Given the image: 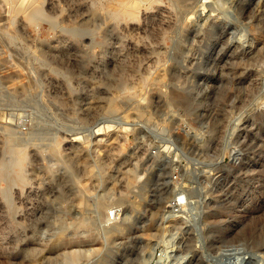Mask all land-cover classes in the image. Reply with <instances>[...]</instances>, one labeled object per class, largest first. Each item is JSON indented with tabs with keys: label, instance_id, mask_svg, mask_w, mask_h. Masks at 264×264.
<instances>
[{
	"label": "rangeland",
	"instance_id": "1",
	"mask_svg": "<svg viewBox=\"0 0 264 264\" xmlns=\"http://www.w3.org/2000/svg\"><path fill=\"white\" fill-rule=\"evenodd\" d=\"M9 144L0 264H264V0H0Z\"/></svg>",
	"mask_w": 264,
	"mask_h": 264
},
{
	"label": "bare ground",
	"instance_id": "2",
	"mask_svg": "<svg viewBox=\"0 0 264 264\" xmlns=\"http://www.w3.org/2000/svg\"><path fill=\"white\" fill-rule=\"evenodd\" d=\"M156 11H160L161 12V22L162 23H166V24H169V19H167V17L171 14L170 12V9L167 8V6H163L161 4H158L156 6ZM130 14V12H129ZM149 14V12L147 13L146 12V15ZM124 15H128V13H124ZM133 20V19H132ZM135 22H133L130 26L133 27V29L135 30H138L141 34H146L148 31L145 30V28H143L141 26V22L140 21H136L134 19ZM159 23V21H158ZM154 24V23H153ZM153 24H152V27H153ZM157 24V23H155ZM159 25V24H158ZM156 25V26H158ZM150 27V26H149ZM123 28H126V25L124 24L123 25ZM156 28V27H155ZM154 28V29H155ZM153 29V30H154ZM134 30V31H135ZM157 30V28L155 29ZM159 30V29H158ZM158 33V32H157ZM156 33V34H157ZM160 36H155V43L153 45H150L148 44V40L144 43H142V45L138 46L139 49H141L142 51H145V52H148L149 54L151 55H155L156 53H162V50H163V46H162V43L160 41ZM153 38V39H154ZM132 40V39H131ZM136 40V39H135ZM144 40V39H143ZM135 43V42H134ZM133 43V44H134ZM150 43V42H149ZM164 44V43H163ZM136 45V44H135ZM133 46V45H132ZM135 48V47H134ZM137 48V47H136ZM137 51V50H136ZM140 51V50H139ZM123 53V52H122ZM121 70H122V66H121ZM123 71V70H122ZM6 144V143H4ZM7 146V145H6ZM4 148V147H3ZM5 150V149H4ZM4 152V151H3ZM24 161H25V157L22 156L21 152L15 147V146H12V145H8L7 146V151L4 152V155H2L1 159H0V177L5 179V181L7 180L10 184L14 183L17 179L21 181V183H23V181H25L26 178V175H25V170L23 169V165H24ZM18 168L16 169L18 171V173L16 174V176H14L11 172V170H14V168ZM15 170V172H16ZM25 171V172H24ZM14 172V173H15ZM25 183V182H24ZM30 184V183H29ZM13 186V185H12ZM4 188V187H3ZM2 188V190H3ZM8 187H6L7 189ZM1 190V191H2ZM5 190V188H4ZM4 193V192H3ZM2 193V194H3ZM1 194V195H2ZM23 194V193H22ZM4 200H10L12 199V194L10 193V191H6L4 193ZM3 199V197H2ZM9 210V209H8ZM20 218V217H19ZM7 221V219H6ZM3 223V222H2ZM249 228V227H248ZM17 230V229H16ZM2 232V231H1ZM4 236V235H3ZM5 237V236H4ZM6 249V248H5Z\"/></svg>",
	"mask_w": 264,
	"mask_h": 264
},
{
	"label": "built area",
	"instance_id": "3",
	"mask_svg": "<svg viewBox=\"0 0 264 264\" xmlns=\"http://www.w3.org/2000/svg\"><path fill=\"white\" fill-rule=\"evenodd\" d=\"M111 215H112V213H111Z\"/></svg>",
	"mask_w": 264,
	"mask_h": 264
}]
</instances>
